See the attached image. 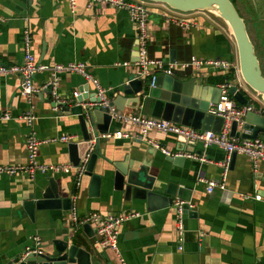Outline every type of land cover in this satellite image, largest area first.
Wrapping results in <instances>:
<instances>
[{
	"label": "crops",
	"instance_id": "0c3cea01",
	"mask_svg": "<svg viewBox=\"0 0 264 264\" xmlns=\"http://www.w3.org/2000/svg\"><path fill=\"white\" fill-rule=\"evenodd\" d=\"M149 10L146 57L174 64L172 74L164 75L182 78V81L193 78L192 91L204 98L212 97L213 88L228 82L250 96L263 112L264 104L246 89L233 67L213 69L191 65L193 58L202 62L226 61L231 66L237 64L233 36L220 18L206 12H175L160 4L151 5ZM0 18L3 19L0 23V65L11 66L23 61L22 32L28 29L32 39L30 52L37 64L51 67L83 63L90 77L107 90L106 98L110 103L116 97L124 98L119 113L158 118L141 113L129 103L134 96L122 91L125 80L139 71L134 64L137 61L136 29L126 11L110 7L87 9L84 0H76L73 13L68 0H0ZM123 63L127 65H121ZM232 71L233 78L225 80ZM57 77L58 92L63 98L71 99L72 92H77L78 98H87L83 104L97 99L96 88L82 76L60 73ZM50 79V71L41 72L34 76L33 85L39 88ZM21 84L20 76H0V166L28 164L25 138L31 133L41 143L37 162L73 165L68 145L82 143L77 116L61 108L55 109L46 91L37 93L28 102L20 94ZM97 108L101 107H94ZM27 111L34 115L31 126L20 119ZM4 115L9 119L3 120ZM115 130L128 133L130 138L107 140L102 139L101 134L92 138L95 142L91 153L97 155L93 173L102 175L100 188L95 190L87 175L77 191L72 173H37L34 177L23 173L0 175V264H9L20 253L33 248L36 237L40 239V247L54 240H64L88 250L99 264H120L115 252L96 246L94 224L89 225L90 236L80 228L75 231L70 210L36 211L33 221L27 217L22 210L23 202L34 191L47 188L50 178L56 182L59 197L71 200V207L75 193L74 207L79 218L90 213L100 216L139 214L118 229V252L125 264H264V162L254 167L248 157L231 156L225 190L208 193L203 182L221 180L222 164L226 160L221 149L204 148L200 143H182L172 134L155 130L148 132L146 140H140L138 126L112 120L108 132ZM61 135L74 139L70 143L50 141ZM257 138L264 141V134ZM148 140L172 153L182 145L191 152L181 153L197 159L185 157L175 166ZM177 141L182 144L178 145ZM84 150L82 146V152ZM129 163L132 169L142 166L155 185H162L163 190L170 186L176 192L173 202L188 200L185 203L189 210L184 209V232L180 242L171 205L147 211L144 203L126 202L114 189L116 169L113 164Z\"/></svg>",
	"mask_w": 264,
	"mask_h": 264
},
{
	"label": "water",
	"instance_id": "95a60500",
	"mask_svg": "<svg viewBox=\"0 0 264 264\" xmlns=\"http://www.w3.org/2000/svg\"><path fill=\"white\" fill-rule=\"evenodd\" d=\"M154 4H160L169 9L180 12H206L220 18L230 30L234 45L237 51L239 76L247 90L259 97V101L264 104V75L261 72L259 60L255 54L254 46L248 36L245 24L234 9L229 0H146ZM193 78L182 81V78L160 74L156 77L153 87H148L144 79L137 75L130 76L122 85V91L125 95H133L130 104L146 115L161 118L175 124H181L201 131H211L218 134L221 130L222 120L209 112L210 105L218 102L220 90L215 89L214 95L210 98L199 96L192 91L194 85ZM191 88V91H190ZM229 94L239 105H251L256 110L259 107L254 105L250 96L246 95L237 86L232 85L229 88ZM122 97H116L111 102L117 111H122ZM77 104L72 107L60 106L62 111H69L77 116L81 128L82 143L69 144L68 150L71 153L70 162L77 166L79 160L91 148L89 143L93 136L108 132L109 125L112 122L111 116L106 108H89L84 106L83 100L87 98H77ZM96 99L90 103L95 102ZM54 107V103L50 102ZM152 105V108H151ZM241 129H239L240 125ZM242 131V132H241ZM250 132V134H244ZM259 134H264V110L260 113L249 112L239 119V123L233 121L230 126V136L241 139H255ZM179 144H182L178 142ZM82 146H85L82 152ZM177 152H191L190 149L177 146ZM235 154L232 155V158ZM185 157H167L169 162L179 166ZM97 155L93 152L88 161L85 175L91 178L92 189L100 188L102 175L93 173ZM116 169L114 189L122 194L124 201H136L144 203L147 211L162 210L168 208L176 192L167 186L165 190L162 185H155L140 166L132 169L130 163L113 164ZM105 172V171H104ZM105 175V174H103ZM188 200H185L187 202ZM62 209L71 210V200L61 199L53 178L49 179V186L43 191L36 190L23 202L22 210L31 221L34 220L36 211ZM189 210L188 204L184 206ZM80 229L87 236L92 232L89 224L83 225ZM76 229L75 231H77ZM39 252L20 253L9 264H99L98 260L86 249L79 247L75 243H68L64 240H54L50 245H44L38 248Z\"/></svg>",
	"mask_w": 264,
	"mask_h": 264
},
{
	"label": "built area",
	"instance_id": "2783aa9c",
	"mask_svg": "<svg viewBox=\"0 0 264 264\" xmlns=\"http://www.w3.org/2000/svg\"><path fill=\"white\" fill-rule=\"evenodd\" d=\"M72 13L74 12L76 0H68ZM87 9H92L94 7H110L117 10H124L127 12L129 20L134 25L136 29V48H137V61L134 63L135 66L139 68L137 72V77L144 79L148 87H153L156 80L157 74L171 75L174 70V64H165L161 61L149 60L146 57V41H147V31L146 23L148 17L150 16L149 7L154 3L148 2L146 0H84ZM163 7L169 9L168 7L162 5ZM171 10V9H169ZM173 11V10H172ZM176 12V11H175ZM3 19L0 18V23ZM31 35L28 29H24L22 32V44L24 48L23 61L20 64L3 66L0 65V76H20L22 79V84L20 87V94L29 102L32 97L41 91H46L49 94V98L54 103V108L59 109L60 106L64 105H76V99L79 97V93L72 92L71 99L63 98L58 92V77L60 73L77 74L82 76L85 80L90 81L96 88V101L93 103L84 104L89 108L101 107L108 109V113L112 120L120 121L123 123H131L140 128L138 138L140 140H146L147 134L151 130L157 132H163L172 134L177 137L178 140L184 141L187 144L200 143L204 148L215 146L221 149L226 154V160L222 164V176L221 180L215 181H204L205 190L208 193L214 190L224 191L225 190V180L228 172L229 161L233 154L242 155L248 157L255 167L258 162H264V141L255 139H241L238 137L230 136V126L233 121L239 123V119L249 112L260 113V110H256L255 107L251 105H239L234 101V99L229 94V88L232 86L228 82H224L218 85L220 90V95L218 102L214 105H210L209 112L220 118L222 120L221 130L218 134L212 133L211 131H198L189 128H181L175 123L166 121L158 118H147L145 116H130L119 113L114 106H111L110 102L106 98L107 90L102 88L97 80H94L86 71V66L80 62L68 63L65 65H54L51 67L43 66L37 64L35 58L30 52L31 48ZM123 66L127 63L121 64ZM191 65L196 68L201 66H208L213 69H229L233 67L235 74L239 76L238 62L235 66H231L229 62L221 60H208L200 61L193 58ZM183 68L188 67L187 65H180ZM44 71L51 72V79L44 82L39 88L33 85V78L36 74ZM240 77V76H239ZM3 120H8L9 117L4 115ZM20 119L25 121L28 126H31L34 120V115L27 111L24 113ZM240 125V124H239ZM241 127V125L239 126ZM102 139L107 140H120L128 139L130 135L121 130H115L113 132H107L101 134ZM73 136L61 135L57 139L50 140L51 142L59 141L61 143H70L73 141ZM94 139L90 140L91 148ZM180 142V141H178ZM148 143L154 148L160 150L164 155L168 157H188L192 159H197L195 156L187 155L185 153L176 152L172 153L167 150L160 148V146L150 140ZM40 142L34 133L29 134L25 138V149L28 154V164L23 165H10V166H0V175L6 174L9 176L16 175L18 173L28 174L30 177H34L35 174H73L74 176V190L77 191L80 188L82 178L85 176L86 167L91 156V148L85 153V155L80 159L77 166L71 164H41L37 162V152L40 146ZM202 161L203 159H198ZM259 200V197H255ZM75 193L72 197V207L70 212V221L73 227L76 229L81 228L85 224L95 225V244L101 249H109L117 254L119 257L120 264H125L122 258H120L117 246V238L119 227L126 221L134 218H138V213H124L116 215L100 216L97 213H90L82 218L77 217L74 207ZM185 202L175 201L171 204V207L175 213V230L178 242L182 240L184 226H183V213ZM189 206V205H188ZM40 239L34 238L33 248L27 249V252L37 253L40 247Z\"/></svg>",
	"mask_w": 264,
	"mask_h": 264
},
{
	"label": "flooded vegetation",
	"instance_id": "af4514ba",
	"mask_svg": "<svg viewBox=\"0 0 264 264\" xmlns=\"http://www.w3.org/2000/svg\"><path fill=\"white\" fill-rule=\"evenodd\" d=\"M229 1L233 5L234 9L236 10L240 18H242L250 40L251 37L248 32V26L249 29L251 28L253 31H255L254 34L257 32L258 33L260 32V34L262 33L264 34V0H229ZM255 54H256V50H255ZM259 64L261 69L260 60H259Z\"/></svg>",
	"mask_w": 264,
	"mask_h": 264
},
{
	"label": "rangeland",
	"instance_id": "374dc122",
	"mask_svg": "<svg viewBox=\"0 0 264 264\" xmlns=\"http://www.w3.org/2000/svg\"><path fill=\"white\" fill-rule=\"evenodd\" d=\"M248 32L255 46L256 56L261 61V69L264 75V64H263L264 63V34L263 33L260 34V32L259 33L257 32L254 34L255 31H253L251 28L249 29V26H248Z\"/></svg>",
	"mask_w": 264,
	"mask_h": 264
},
{
	"label": "trees",
	"instance_id": "16d2710c",
	"mask_svg": "<svg viewBox=\"0 0 264 264\" xmlns=\"http://www.w3.org/2000/svg\"><path fill=\"white\" fill-rule=\"evenodd\" d=\"M234 76V72L232 71L231 72V75H229L225 80H231Z\"/></svg>",
	"mask_w": 264,
	"mask_h": 264
}]
</instances>
